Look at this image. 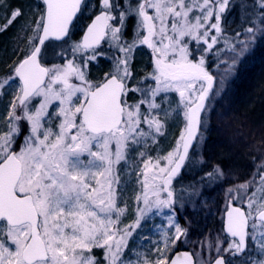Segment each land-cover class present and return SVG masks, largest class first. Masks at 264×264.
<instances>
[{
	"label": "snow or ice",
	"instance_id": "1",
	"mask_svg": "<svg viewBox=\"0 0 264 264\" xmlns=\"http://www.w3.org/2000/svg\"><path fill=\"white\" fill-rule=\"evenodd\" d=\"M232 6V0H96L94 6L37 0L34 15L10 8L0 23V35L16 28L13 60L0 77L6 102L0 110V264H100L94 249L102 250V264H264V157L249 180L228 189L226 235L197 241L200 252L174 251L177 242H187L188 228L174 215L173 181L186 162H205L199 149L211 99L264 37V0H256L241 4L253 8L245 12L251 26L226 38L222 21ZM85 14L90 22L74 39ZM222 40L233 56L216 88L208 58L219 55ZM145 47L151 71L133 84L135 52ZM100 58L110 70L94 82L88 69ZM130 94L138 97L131 103ZM168 119L182 124L174 146L148 155L142 147L157 144ZM133 152L136 218L123 224L122 173L131 178ZM205 175L225 173L216 165ZM164 209L167 228L151 254L130 249L141 221ZM205 248L216 256L201 259Z\"/></svg>",
	"mask_w": 264,
	"mask_h": 264
},
{
	"label": "rangeland",
	"instance_id": "2",
	"mask_svg": "<svg viewBox=\"0 0 264 264\" xmlns=\"http://www.w3.org/2000/svg\"><path fill=\"white\" fill-rule=\"evenodd\" d=\"M29 1L3 0V5H0V23L4 22L3 17L12 7H21L25 11L31 10L34 15L37 0ZM95 2L96 0H89L92 6L95 5ZM232 3L233 6L230 11L235 12L240 24L243 23L244 28L251 26L245 18V12L252 13L253 8L249 7L245 10L241 8V4L246 3L249 6H254L256 0H232ZM234 18L236 16L232 17L231 15V19ZM88 22H90L89 14L80 17L76 27L73 29L74 39L80 38L84 26ZM14 31L16 32L15 27L0 35V38H5L10 33L11 35L15 34ZM216 48L220 49L219 55L208 58V63L211 65L213 60V62H219L221 65L213 73L216 77V88H219L221 78L226 75V63H232L233 53L223 52L225 47L221 44L216 46ZM260 52L264 53V37L257 38L247 54L237 62L234 71L227 75L220 94L211 99L210 127L206 133V141L199 149L205 162L200 164L194 161L189 166L191 176L195 171H198V178L195 177L183 182L181 176H178L173 181V188L176 190L177 196L174 215L181 227L188 228L187 242H184L183 239L177 242L176 249L181 246L193 253L200 252V245L197 241H203L205 237H208L214 242L216 236H223L222 221L227 207L228 189L249 180L253 176L255 163H258L260 158L264 157V122L258 121L259 118L254 113H258L261 116L260 118L264 120V92H261L264 91V76L261 91L258 92L256 85V79L261 75L262 65H264V54L259 57ZM147 59V56L137 49L133 61V84L145 75L141 70L144 67H141L140 64L142 62L147 65ZM211 66L210 70L213 68V65ZM109 70V62L100 58L97 63L89 66V79L94 82L98 81ZM245 88L248 89L247 93H244ZM250 97H255V100ZM258 97H260V100L256 99ZM137 98L130 94L129 103ZM5 103V101H0V110L3 109ZM161 120H164L163 116H161ZM181 127L182 124L178 120L168 119L164 135L159 136L157 144L152 145L149 142L150 146L147 149L142 147V150L153 157L158 153L160 155L166 154L174 146ZM130 164L132 168L128 169V171H132L139 166L135 152L130 155ZM216 165L223 168L224 178L214 177L211 179L205 175ZM125 167L122 163L121 168ZM202 177L204 178L203 181H201ZM122 182L124 183V191L120 198V205H127V211L122 217V223L131 224L136 218L134 197L135 193L139 191L138 186L135 184L134 171H132L131 178L128 172H123ZM235 203L238 205V202ZM168 214V209H164L159 214L153 211L152 214L143 219L141 226L136 229L132 240L129 242V248L151 254V250L154 247L153 242L161 239L160 230L167 228ZM93 251L100 264H102V250L94 249ZM251 254L253 256L257 255L255 252ZM126 255H130V253ZM215 256L214 250L209 252L205 248L200 258L208 260L210 257Z\"/></svg>",
	"mask_w": 264,
	"mask_h": 264
},
{
	"label": "flooded vegetation",
	"instance_id": "3",
	"mask_svg": "<svg viewBox=\"0 0 264 264\" xmlns=\"http://www.w3.org/2000/svg\"><path fill=\"white\" fill-rule=\"evenodd\" d=\"M235 12H233V11H230V9L229 10H227L225 13H224V18H223V21H222V27H223V29H224V36L226 37V38H229V39H232L233 37H234V34L237 32V31H240V32H243V30L245 29L244 28V24L243 23H241L242 24V26H241V24H240V21H238V18H237V15L235 14ZM231 15H232V17H235L236 16V18H234V19H231ZM232 20H234V21H232ZM231 22V23H230ZM131 28H132V24L131 23H129V25H128V32H127V39L130 41L131 40V38H132V36H131ZM224 45V42H223V40L218 44V45ZM217 45V46H218ZM224 47H225V45H224ZM139 51H141L144 55H146L147 56V65H145L144 63H142L141 62V64H140V66L141 67H144V69H141L142 70V73H146V72H150L151 71V67H150V64H149V60H150V51L145 47V48H141V49H139ZM214 51H215V49H214ZM223 52H230V51H228V50H226V48H225V50L223 51ZM222 52V53H223ZM230 53H232V52H230ZM214 55H209V58H211V57H213ZM13 60V56L10 58V59H8V60H5V61H0V77H2V76H4L6 73H7V70L9 69L8 68V64H10L11 63V61ZM212 62V64L211 65H213V68H212V73H214V71L216 70V68H220L221 67V65L219 64V62H213V60L211 61ZM210 62V63H211ZM133 65H134V63H133ZM7 68V69H6ZM234 69H235V67H234ZM234 69H233V71H234ZM187 173V170H185V169H182V171H181V173H180V175L179 176H183V175H185Z\"/></svg>",
	"mask_w": 264,
	"mask_h": 264
},
{
	"label": "trees",
	"instance_id": "4",
	"mask_svg": "<svg viewBox=\"0 0 264 264\" xmlns=\"http://www.w3.org/2000/svg\"><path fill=\"white\" fill-rule=\"evenodd\" d=\"M29 1V0H28ZM30 2V1H29ZM15 32V31H14ZM15 35H16V32H15V34H12L11 35V33H10V35H8V36H6L5 38H0V49H3V50H7L6 51V53H5V51H3V50H0V61H5V60H8V59H10L12 56H13V54H12V51H11V49H12V46H13V40H14V37H15ZM262 54H264V53H262V52H260V54L258 55L259 57H260V55L262 56ZM264 64V63H263ZM262 69H261V75L258 77V79H256V85H257V87H258V92L259 91H261V85L263 84V76H264V65H262ZM248 88V87H247ZM247 88H245L244 90V93H247L246 91L248 90ZM261 92H264V91H261ZM258 96V95H257ZM251 99H253V100H255L254 98L255 97H250ZM260 97H258V98H256V99H258V100H260L259 99ZM254 112V111H253ZM255 113V115H257V117L259 118V120L258 121H262V122H264V120L263 119H261L260 117V115L258 114V113H256V112H254ZM187 165H186V167H185V170H187V173L185 174V175H183V176H181V178L183 179V182H186V180H191L190 178H198V174H199V172L198 171H195L194 172V174H192V176H191V174L189 173V169H190V167H189V163L187 162L186 163ZM214 178V177H213ZM212 179V178H211ZM204 180V178L202 177L201 178V181H203ZM205 180H207L206 178H205ZM178 249H184V248H182L181 246L179 247L178 246ZM242 257H235L234 259H236L237 261H239L240 259H241Z\"/></svg>",
	"mask_w": 264,
	"mask_h": 264
},
{
	"label": "water",
	"instance_id": "5",
	"mask_svg": "<svg viewBox=\"0 0 264 264\" xmlns=\"http://www.w3.org/2000/svg\"><path fill=\"white\" fill-rule=\"evenodd\" d=\"M224 222H225V214H224V220H223V227H224ZM224 234L226 235V233H224ZM184 251H187V250H177V252H184Z\"/></svg>",
	"mask_w": 264,
	"mask_h": 264
}]
</instances>
